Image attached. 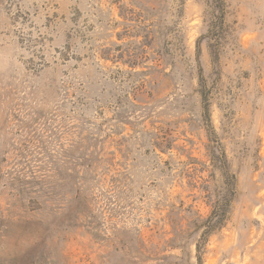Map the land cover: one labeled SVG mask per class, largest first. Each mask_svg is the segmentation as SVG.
Wrapping results in <instances>:
<instances>
[{"label": "rangeland", "instance_id": "374dc122", "mask_svg": "<svg viewBox=\"0 0 264 264\" xmlns=\"http://www.w3.org/2000/svg\"><path fill=\"white\" fill-rule=\"evenodd\" d=\"M0 264H264V0H0Z\"/></svg>", "mask_w": 264, "mask_h": 264}, {"label": "trees", "instance_id": "16d2710c", "mask_svg": "<svg viewBox=\"0 0 264 264\" xmlns=\"http://www.w3.org/2000/svg\"><path fill=\"white\" fill-rule=\"evenodd\" d=\"M224 213H225V210H224V208H221L220 210H217V212L216 213H213V217H210L209 219H208V223L210 224V229L212 228V227H215V225L214 224H211L212 223V221H213V218L214 217H217V218H215V219H217L214 223L215 224H219V220L218 219H221L222 218V216H224Z\"/></svg>", "mask_w": 264, "mask_h": 264}]
</instances>
